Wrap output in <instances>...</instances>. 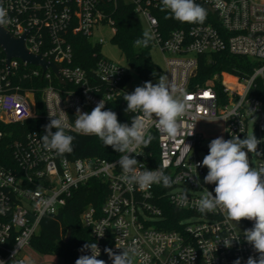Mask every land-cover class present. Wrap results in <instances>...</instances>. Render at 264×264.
I'll return each instance as SVG.
<instances>
[{"label":"built area","instance_id":"1","mask_svg":"<svg viewBox=\"0 0 264 264\" xmlns=\"http://www.w3.org/2000/svg\"><path fill=\"white\" fill-rule=\"evenodd\" d=\"M123 1L132 5L152 35L153 48L165 56L167 82L176 88L175 95H187L191 110L180 118L177 136L167 137L149 121V131L156 135L158 147L157 167L154 155L147 148L138 147V170L163 168L172 179L170 187L153 184L149 189L129 186L122 178V169L114 160L100 157L73 159L70 154L58 156L42 148L38 132H29L24 139L12 145L15 161L13 169L0 164V261L3 264H27L26 251L40 232L42 219L55 216L67 205L73 193L91 180H100L109 187V194L100 210L90 206L81 214V221L90 230L91 243L100 249L106 264H113L105 249L122 253L135 242L139 252L146 257L145 264H233L239 258L246 264L249 256L259 254L244 239V231L253 227V221L241 220L238 224L227 213H200L196 201L207 188L214 193V184H205L208 169L196 167L202 160L198 151L202 137L197 123L223 121L226 140L232 136L244 138L254 132L264 138V0H197L212 11L221 29L213 23L197 24L187 29L160 28L154 11L161 10V0H0L8 12L10 23L4 27L15 37L27 33L26 47L31 54L42 55L49 63L59 67V75L48 68L23 63L17 59L0 67V121L4 124L21 123L30 119H45L50 115L64 117L66 133L86 137L74 127L76 110L90 113L103 100L105 109L123 101L132 69L126 64L96 55L94 66L83 68L74 65L72 37L80 35L93 46H103L105 40L97 38L104 28L113 35L116 26L113 9ZM228 51L232 55L247 57L258 64L246 78L223 73V95L215 89L214 82L206 87L191 89L196 75L198 58L204 54ZM21 68V78H41L44 113L36 112L33 89L13 91L12 76ZM233 81L232 86L226 79ZM141 81V86L145 83ZM112 108V107H111ZM66 114H64L63 112ZM140 115V113H131ZM56 129H53L55 132ZM0 133V137H1ZM264 151V143L258 145ZM209 150L205 151V156ZM257 158V167L264 157ZM199 179V184L195 181ZM190 188L195 193L184 192ZM187 193V201L181 196ZM47 201V206L44 204ZM188 213L175 229L164 227L162 203ZM98 234H103L99 236ZM231 248L218 238H232ZM119 247V248H118ZM122 248V249H121ZM90 251L80 252L81 255ZM76 258V259H77ZM76 259L72 264H75ZM140 264V257L136 258Z\"/></svg>","mask_w":264,"mask_h":264},{"label":"clouds","instance_id":"2","mask_svg":"<svg viewBox=\"0 0 264 264\" xmlns=\"http://www.w3.org/2000/svg\"><path fill=\"white\" fill-rule=\"evenodd\" d=\"M161 11L166 13L165 18H174L181 23L203 24L207 18V9L194 0H161ZM8 23V12L0 5V27ZM151 39L150 30L145 29L143 38L137 39L135 44L147 47ZM175 92L176 88L166 83L165 77L160 76L156 84L146 81L143 86L135 87L133 92H125V112L140 113L133 116L130 126L121 123L114 111L104 110L105 103L101 100L90 113L81 112L77 108L74 127L80 134L98 137L106 146L121 154L117 163L122 169L123 180L129 186H138L141 190L149 189L153 184L170 187L172 179L163 168L140 171L137 165H143L130 154L143 155L137 153L136 149L147 148L155 139L149 131V121L153 118L161 133L173 139L177 136L181 128L180 118L191 110L192 105L188 102L190 97L177 96ZM49 116L50 122L44 126L45 134L41 136L42 148L55 152L58 156L72 153L75 137L66 133L64 117ZM53 129L56 131L53 132ZM262 143L264 138L258 139L254 132L244 138L236 135L226 140L220 136L210 141L208 154L202 162L195 165L206 167L208 171L204 183L215 185L214 195L206 188L196 201L197 211L209 213L220 210L226 212L228 218L237 224L245 219L254 222L252 228L244 231V239L259 257L256 259L249 256L246 264H264V163L254 167L249 158V154L264 157V151L258 148ZM195 182L199 184V179ZM181 199L187 201V193ZM47 203L44 201L46 206ZM218 239L228 248L232 247L234 240H239L235 236ZM80 251H90L91 254L79 256L75 264H106L104 260L97 258L100 256V249L95 242L84 244ZM105 252L113 264H136L137 257H140V264H145L147 259L139 252L135 242L120 254L111 249H105ZM0 264L3 262L0 261ZM233 264H241V260L237 258Z\"/></svg>","mask_w":264,"mask_h":264},{"label":"trees","instance_id":"3","mask_svg":"<svg viewBox=\"0 0 264 264\" xmlns=\"http://www.w3.org/2000/svg\"><path fill=\"white\" fill-rule=\"evenodd\" d=\"M159 19L160 28L164 34L170 30L187 29L190 23H181L174 18H165L166 13L161 10L154 11ZM112 18L116 26V33L112 42L117 45L122 52L126 64L135 71L140 77L146 80L159 78L161 72L153 62L151 52L153 50L152 41L147 47L136 45L137 39L143 38V22L134 12L132 5L121 1L113 9ZM213 23L216 28L221 29L220 24L215 21L214 15L207 11V18L203 24ZM74 49V65L83 68L94 66L96 55H100L101 47L93 46L84 37L75 35L72 37ZM6 56L0 47V67H3ZM198 68L196 75L192 78L190 88L197 86L206 87L209 82H214L215 89L220 96L223 95L221 76L223 73L234 75L240 78L250 76L258 64L247 57L236 56L228 51L212 54H204L198 58ZM30 67L21 68V63L17 69L16 76H12L13 87H18L13 91L24 92L33 89L36 98V112L44 113L41 99V89L46 84L41 78H21V73L29 71ZM155 73V75H153ZM112 107V108H111ZM127 105L123 101L111 105L109 109L114 111L121 123L131 125L133 115L126 113ZM49 121L45 119H30L21 123L4 124L0 121V164L13 169L15 161L12 154V145L16 140H22L29 132L44 133V126ZM73 151L70 157L73 159L85 157H100L103 159L114 160L121 156L120 153L113 151L106 146L98 137H86L73 135ZM155 139L147 147L154 155L155 167H157L158 147ZM109 194V187L100 180H91L85 186L75 191L68 200L67 205L62 208L55 216H45L42 219L40 232L31 241V247L42 254L60 253L64 256L66 264H72L77 258L83 245L91 243L90 230L81 221L82 212L93 206L100 210ZM166 229H175L178 222L188 216V213L179 211L172 207L168 202L162 203ZM71 233L66 242L68 233Z\"/></svg>","mask_w":264,"mask_h":264},{"label":"rangeland","instance_id":"4","mask_svg":"<svg viewBox=\"0 0 264 264\" xmlns=\"http://www.w3.org/2000/svg\"><path fill=\"white\" fill-rule=\"evenodd\" d=\"M144 30L147 29L145 23H143ZM113 32L110 28H104L100 33L97 34V38H103L105 40L101 53L102 55L115 62H119L126 65L122 52L119 47L112 42ZM153 62L157 65L161 72V76L166 78L167 82V68L165 64V56L158 49L153 48L152 52ZM131 80L128 84V88L133 92L135 87L141 86V81H151L153 84L158 83V79L146 80L140 77L135 71L130 72ZM227 80V79H226ZM178 96V95H177ZM197 132L201 139L200 149L198 151L199 157L203 160L205 156V151L209 150L208 145L210 141L214 138L223 136L226 138L225 124L223 121H204L199 120L197 123ZM250 162L254 167H257V158L249 154ZM184 192L195 193L194 190L190 188H183ZM27 264H66L64 256L58 252L52 254H42L36 249L30 247L26 251Z\"/></svg>","mask_w":264,"mask_h":264},{"label":"water","instance_id":"5","mask_svg":"<svg viewBox=\"0 0 264 264\" xmlns=\"http://www.w3.org/2000/svg\"><path fill=\"white\" fill-rule=\"evenodd\" d=\"M103 1V0H100ZM195 3L204 6L207 10L212 11L209 7H206L201 2L194 0ZM27 33L22 37H15L4 26L0 27V47L5 53L6 64L9 66L11 61L17 59L23 63H27L33 66L41 67L43 70L50 68L62 83L65 81L59 75V67L54 63H49L42 55H35L29 53L26 47ZM71 233H68L66 242H68Z\"/></svg>","mask_w":264,"mask_h":264},{"label":"bare ground","instance_id":"6","mask_svg":"<svg viewBox=\"0 0 264 264\" xmlns=\"http://www.w3.org/2000/svg\"><path fill=\"white\" fill-rule=\"evenodd\" d=\"M226 82H227V83L229 82L230 84H232V86H234V87H235V85L233 84V81H232V79H230V78H227Z\"/></svg>","mask_w":264,"mask_h":264}]
</instances>
